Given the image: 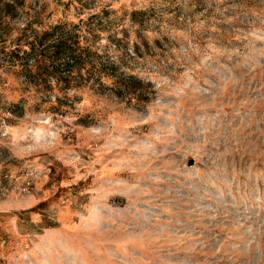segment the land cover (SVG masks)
<instances>
[{"label": "rangeland", "instance_id": "1", "mask_svg": "<svg viewBox=\"0 0 264 264\" xmlns=\"http://www.w3.org/2000/svg\"><path fill=\"white\" fill-rule=\"evenodd\" d=\"M0 264H264V0H0Z\"/></svg>", "mask_w": 264, "mask_h": 264}, {"label": "trees", "instance_id": "2", "mask_svg": "<svg viewBox=\"0 0 264 264\" xmlns=\"http://www.w3.org/2000/svg\"><path fill=\"white\" fill-rule=\"evenodd\" d=\"M5 6L7 8L12 7L11 4ZM58 29H61L60 25L56 26L52 33L49 31L45 32L44 37L54 35L55 32L57 34ZM58 37L59 38L54 41L52 45L53 50L51 54L47 56V59L52 63L53 74L56 76L59 84L64 90H67L73 84L80 81V73L86 65L87 57L84 55L83 49L78 45L79 41L77 38L70 32H61V34H58ZM42 44V41L40 43H37V41L30 43L29 50H24L22 55L19 54L21 50L18 49L11 52L5 60L13 65L21 66L26 71H30V60L33 59L35 63H38L44 51V49L41 50L40 48ZM143 85L141 80H137L133 76L119 75L114 81L113 88L115 92H118L120 95L128 94L130 96H139L144 93Z\"/></svg>", "mask_w": 264, "mask_h": 264}, {"label": "water", "instance_id": "3", "mask_svg": "<svg viewBox=\"0 0 264 264\" xmlns=\"http://www.w3.org/2000/svg\"><path fill=\"white\" fill-rule=\"evenodd\" d=\"M193 162H191V164H192Z\"/></svg>", "mask_w": 264, "mask_h": 264}]
</instances>
